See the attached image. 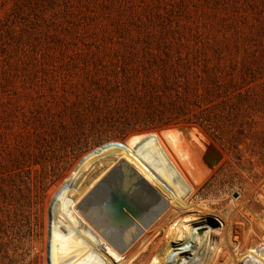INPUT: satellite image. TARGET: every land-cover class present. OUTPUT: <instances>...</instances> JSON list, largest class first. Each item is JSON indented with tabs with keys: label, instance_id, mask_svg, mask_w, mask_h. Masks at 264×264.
I'll use <instances>...</instances> for the list:
<instances>
[{
	"label": "rangeland",
	"instance_id": "1",
	"mask_svg": "<svg viewBox=\"0 0 264 264\" xmlns=\"http://www.w3.org/2000/svg\"><path fill=\"white\" fill-rule=\"evenodd\" d=\"M174 128L206 141L185 201L124 146ZM193 209L216 264L263 260L264 0H0V264H159Z\"/></svg>",
	"mask_w": 264,
	"mask_h": 264
},
{
	"label": "bare ground",
	"instance_id": "2",
	"mask_svg": "<svg viewBox=\"0 0 264 264\" xmlns=\"http://www.w3.org/2000/svg\"><path fill=\"white\" fill-rule=\"evenodd\" d=\"M191 141L198 143L204 148L206 142L204 137L196 129H165L155 133H142L128 137L124 146L131 150L153 173H155L181 200L185 201L196 187L201 179L195 174L193 167L190 147ZM207 158H209L207 156ZM212 164L216 163L215 158H210ZM107 198L108 212L115 220L123 223L130 222L128 216H133L136 210L132 202L119 190L116 191L115 198ZM118 198H126L129 201L128 209L123 208L125 217H116L112 209L113 201ZM84 213L85 218L90 222L89 210L87 205L79 208ZM192 216L196 218L188 230L183 243L187 247H181L171 253L164 254L159 264H216L219 255L224 257L228 244L225 242V248L217 247L216 236L218 230L211 222H205L202 214L196 209L192 210ZM134 221V219H133ZM205 230V231H204ZM139 238V234L131 241L134 243ZM204 243L202 245V242ZM116 252L124 255L126 249L120 248V245L112 243ZM230 247V246H229ZM230 255V254H229ZM239 259L230 257L225 264H253L246 261L247 251L239 255ZM225 260V259H224ZM200 261V262H199ZM259 264H264L263 260Z\"/></svg>",
	"mask_w": 264,
	"mask_h": 264
},
{
	"label": "water",
	"instance_id": "3",
	"mask_svg": "<svg viewBox=\"0 0 264 264\" xmlns=\"http://www.w3.org/2000/svg\"><path fill=\"white\" fill-rule=\"evenodd\" d=\"M179 129L188 130L191 128H179ZM128 207H129V201L126 198H122V199L118 198L112 203V209L116 217L124 218L126 215L125 212L123 211V208L128 209Z\"/></svg>",
	"mask_w": 264,
	"mask_h": 264
}]
</instances>
